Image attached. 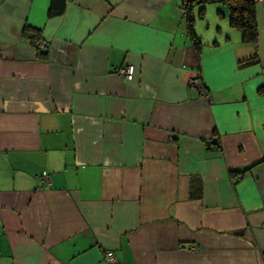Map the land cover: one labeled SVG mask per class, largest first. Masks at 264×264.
Instances as JSON below:
<instances>
[{
  "label": "crops",
  "instance_id": "crops-1",
  "mask_svg": "<svg viewBox=\"0 0 264 264\" xmlns=\"http://www.w3.org/2000/svg\"><path fill=\"white\" fill-rule=\"evenodd\" d=\"M189 15L0 0V264H264V0Z\"/></svg>",
  "mask_w": 264,
  "mask_h": 264
},
{
  "label": "trees",
  "instance_id": "trees-1",
  "mask_svg": "<svg viewBox=\"0 0 264 264\" xmlns=\"http://www.w3.org/2000/svg\"><path fill=\"white\" fill-rule=\"evenodd\" d=\"M229 8V22L231 25L236 26L241 31V38L244 41H255L256 39V26L254 15V1L253 0H222ZM52 12V9H51ZM188 32L192 36L195 47L198 49L200 46L199 40L195 31L190 15L188 14ZM41 53L46 49H41L35 43ZM39 51V52H40Z\"/></svg>",
  "mask_w": 264,
  "mask_h": 264
},
{
  "label": "built area",
  "instance_id": "built-area-1",
  "mask_svg": "<svg viewBox=\"0 0 264 264\" xmlns=\"http://www.w3.org/2000/svg\"><path fill=\"white\" fill-rule=\"evenodd\" d=\"M195 1H205V0H180L181 7L183 9L185 16H188V14L190 13L191 5ZM253 1H256V0H253ZM38 44H39L41 49L46 48V45L42 41H39ZM116 71L126 79H131L133 77V65L130 63H127L125 65L118 67ZM189 83L192 86H194L198 91L202 92L204 94V96H206L208 98L209 95L205 93V90L203 87L204 85H203L202 80H201L199 75L192 77L189 80ZM41 177L46 182L50 181V174L46 171L42 172ZM262 257H263V262H264V250L262 251ZM104 259H105V262H107L108 264H115L116 263V257H115L114 251L113 250H105L104 251Z\"/></svg>",
  "mask_w": 264,
  "mask_h": 264
},
{
  "label": "water",
  "instance_id": "water-1",
  "mask_svg": "<svg viewBox=\"0 0 264 264\" xmlns=\"http://www.w3.org/2000/svg\"><path fill=\"white\" fill-rule=\"evenodd\" d=\"M209 141H216V139H215V138H213V139H211V140H209ZM209 141H208V142H209Z\"/></svg>",
  "mask_w": 264,
  "mask_h": 264
}]
</instances>
